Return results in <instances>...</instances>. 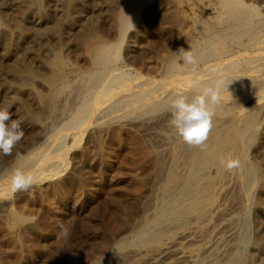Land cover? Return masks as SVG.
Returning <instances> with one entry per match:
<instances>
[{
  "label": "bare ground",
  "instance_id": "obj_1",
  "mask_svg": "<svg viewBox=\"0 0 264 264\" xmlns=\"http://www.w3.org/2000/svg\"><path fill=\"white\" fill-rule=\"evenodd\" d=\"M52 1L0 0L1 21L9 11L16 15L15 27L0 23V107L26 105L24 113L23 108L9 111L22 121L27 138L16 145L22 154L12 153L6 164L0 163V197L14 194L17 203L26 201L23 213H0L2 243L11 244L8 250L16 249L15 244L23 247L25 223L35 212L31 201L27 203L31 193L10 190L14 169L36 177L34 194L43 200V209L64 203L70 191L77 204L84 193L88 199L95 196L103 174L114 170L108 153L120 147L123 135L135 132L148 138L128 137L125 147L132 160L120 172L129 185L112 203L123 220L134 212L127 218L132 222H120L124 235L114 244L105 238L103 244H113L111 251L90 264H264V222H247L251 211L264 212V6L260 12L247 0H214L215 6L208 2L209 18L196 20L197 28L192 27L198 37L190 38L193 44L188 46L179 37L186 31L174 22L175 0H116L117 11L110 16L112 41L91 40L75 58L82 63L79 68L65 72L58 68L57 57L69 52L68 42L55 44L56 49L51 43L66 40L87 22L89 13L83 1L65 0L67 35L64 30L54 33L52 28L60 26L49 23ZM181 47L192 51L195 65H187L176 53ZM130 66L134 73L125 69ZM216 80L233 82L220 93L205 143L188 145L170 125L169 102L199 94ZM229 160L236 162L231 171L225 166ZM141 164H146L143 172L152 183L145 188L140 187ZM230 189L244 203L229 211L224 201ZM44 225L35 221L28 226L36 233L27 244L30 254L38 251L36 239L53 228ZM11 253L12 260L6 257L3 264H26L30 258ZM167 255L171 262L162 263Z\"/></svg>",
  "mask_w": 264,
  "mask_h": 264
},
{
  "label": "rangeland",
  "instance_id": "obj_2",
  "mask_svg": "<svg viewBox=\"0 0 264 264\" xmlns=\"http://www.w3.org/2000/svg\"><path fill=\"white\" fill-rule=\"evenodd\" d=\"M58 1H59V3H58ZM81 2H82V4H83V6H85V3H86V5L87 6H85L84 7V10L85 11H87L89 14H88V16H89V19H90V22H88V20H87V22L86 23H84V22H82V24H81V26L79 25V26H76L77 28H76V30L77 31H74L73 33H68V36H66V37H68L69 38V41H67V39L66 40H64L63 42H61L60 40L61 39H59V43L57 42L56 43V41L54 40V42L52 41V43L51 44H53V46L52 47H54L55 49H56V45L58 44H60V43H66V42H68V48H69V52H67V50H63V53H61V54H59V56L57 57L58 58V63H57V66H58V68L60 69V70H62V71H74V70H77L78 68H79V65H81L82 63H81V61H79V60H75V58L76 57H78V58H80L78 55L80 54V55H83L84 53H82L84 50H86V48H87V46H88V44H89V42L92 40V41H95V40H101V41H112L111 39H113V37L111 36L112 34H111V31H110V28H111V17L113 16V14L114 13H116V9H117V6H116V4H117V2H116V0H80ZM97 1V2H96ZM111 1V2H110ZM191 1V2H190ZM201 1H202V3H201ZM204 1V2H203ZM207 1V2H206ZM214 0H212V1H208V0H175V2H176V4H178V6L176 7V8H174V9H176V10H174L175 11V13H174V11H173V18L175 19L174 20V22L176 21V23L178 24V27L177 28H179V30L180 31H182V29H183V31L185 32V33H182L181 32V34H182V36H179V34L180 33H177V34H174V36H179V37H182L181 39L182 40H184L185 39V45H188L189 43V45H192L193 44V42L192 41H194L197 37H198V35L196 34V31L197 30H195L196 28H197V26L195 27V22H196V20L198 21L199 19H203L204 20V18H205V20L207 19V18H209V17H207L208 16V9H209V7L208 6H206V4H208V2L209 3H211V5L212 6H215V1L213 2ZM248 1V3H250L251 5H254V6H256L257 8H258V10H260V12H262L261 11V6H264V0H255V1H253V0H247ZM252 2V3H251ZM260 2V3H259ZM52 3H54L55 4V7H59L58 9L56 8V9H54L55 7H54V5L52 4V6H51V8L53 9V12L51 13V15H50V21H52V22H50L49 21V23H50V26H52V25H58V26H60L58 29H60L59 31H58V29H56L57 27L55 26H52V27H54V28H52V30L54 31V29H55V31L57 30V32L56 33H59V34H63V33H65L66 35H67V31H66V29H64L63 27L65 26V24H64V21H65V18H63V17H65V14H67V12H66V10L65 9H67V1H65V0H55V1H52ZM114 3V4H113ZM116 3V4H115ZM205 3V4H204ZM58 4V5H57ZM65 6H64V5ZM112 4V5H111ZM194 5V6H193ZM62 7V8H61ZM114 7H116L115 9H114ZM61 8V9H60ZM87 8H88V10H87ZM90 8V9H89ZM112 8V9H111ZM260 8V9H259ZM51 9V10H52ZM106 9V10H105ZM108 9H110V11L108 10ZM91 10V11H90ZM98 10H99V12H98ZM114 10H115V12H114ZM61 11V12H60ZM64 11V12H63ZM101 11L103 12V13H101ZM109 11V12H108ZM178 11V12H177ZM206 11V12H205ZM13 12L14 11H9V13H8V18L6 19V20H0V23H1V25H4V26H6V24L8 25V26H6V27H11V25L10 24H12L13 25V27H15L14 25L16 24H13L15 21H16V19H15V12H14V14H13ZM108 12V13H107ZM60 14V17H61V21H60V17H59V14ZM65 13V14H64ZM93 13V14H92ZM96 13V14H95ZM99 15H98V14ZM100 13H101V15H100ZM111 14V15H110ZM11 15V16H10ZM94 16H96V17H94ZM107 16V17H106ZM111 16V17H110ZM13 17V18H12ZM176 17V18H175ZM54 18H56V19H54ZM59 18V19H58ZM63 18V19H62ZM97 18V19H96ZM181 18V19H180ZM186 18V19H185ZM197 18V19H196ZM0 19H4V18H0ZM190 19V20H189ZM191 19H192V21H191ZM12 20V21H11ZM93 20V21H92ZM186 20H187V22H186ZM7 23H6V22ZM14 21V22H13ZM55 21H56V23H55ZM193 21H194V23H193ZM4 22V23H3ZM92 22V23H91ZM3 23V24H2ZM9 23V24H8ZM54 23V24H53ZM59 23V24H58ZM62 23V24H61ZM83 23L86 25H84L83 26ZM90 25H89V24ZM108 23H109V25H108ZM192 23V24H191ZM181 24V25H180ZM187 26H189V27H187ZM191 24V25H190ZM10 25V26H9ZM63 25V26H62ZM180 25V26H179ZM194 25V28L192 27ZM103 26V27H102ZM183 26H184V28H185V26H186V28L184 29L183 28ZM85 27V28H84ZM63 28V29H62ZM81 28V29H80ZM82 31H80V30ZM90 29L92 30L91 32H88V31H90ZM109 29V30H108ZM189 29V30H188ZM62 30H64V32L62 31ZM97 31L96 33H95V31ZM99 30H100V32H99ZM108 30V31H107ZM192 30V31H191ZM193 30H195V34H194V32H193ZM55 31H54V33H55ZM66 31V32H65ZM108 33H107V32ZM189 31V32H188ZM63 32V33H62ZM79 32H81V35H79L80 33ZM86 32V33H85ZM87 32L88 33H91V34H87ZM159 33H160V35H161V37H166L165 36V34H161V30L159 31ZM193 33V34H192ZM94 34H96V35H94ZM56 35V34H55ZM74 35H75V37H74ZM79 35V36H78ZM82 35H83V37H85V38H81L80 39V36L82 37ZM95 37V39H93L94 37ZM98 35V36H97ZM105 35V36H104ZM190 35V36H189ZM197 35V37H195V36ZM87 36H89V37H87ZM109 36V37H108ZM185 36V37H184ZM192 36V37H191ZM70 37H72V38H70ZM100 37V38H99ZM112 37V38H111ZM187 37V38H186ZM195 37V38H194ZM76 38V39H75ZM87 38H89V39H87ZM99 38V39H98ZM104 38H106V39H104ZM190 38L192 39V41L190 40ZM64 39V38H63ZM74 39V40H73ZM187 39V40H186ZM78 40V41H77ZM74 41V42H73ZM75 41H77V42H84V41H86V42H84L82 45L81 44H76L77 42H75ZM189 41V42H188ZM71 42H73V44L71 43ZM75 43V44H74ZM187 43V44H186ZM56 44V45H55ZM71 46H70V45ZM55 45V46H54ZM188 45V46H189ZM76 46H78L77 48H76ZM71 47V48H70ZM75 48V49H74ZM84 49V50H83ZM71 50V51H70ZM73 50H75V51H73ZM66 52V53H65ZM71 52H72V54H71ZM69 53V54H68ZM63 54H64V56H63ZM67 54V55H66ZM70 55V56H69ZM68 56V57H67ZM71 57V58H70ZM74 57V58H73ZM75 61V62H74ZM79 62H80V64H79ZM77 63H78V65H77ZM84 64H83V66H82V69L84 70ZM131 68V66L130 67H127V68H125L126 70H128V69H130ZM65 69V70H64ZM67 69V70H66ZM132 70V71H131ZM131 70L129 71L130 73H134V71H133V69L131 68ZM72 79V78H71ZM36 89H38V87L36 88ZM38 90H40V88L38 89ZM2 103H0V105H1ZM22 104V103H21ZM24 106H26V105H23V107H14V106H11V107H8L9 108V110L10 111H13V110H16V111H21V108H23L22 109V111H21V113H24V110H25V107ZM33 108V107H32ZM18 109V110H17ZM34 109V108H33ZM26 111V110H25ZM20 113V112H19ZM20 113V114H21ZM133 134L135 135V137L133 136ZM137 135H139V134H137V133H135V132H131V134H130V136L128 135V136H126V135H123L122 137V144L120 145V147H118V148H115V147H113V149L110 151V153L112 154H110V153H108L109 155V159L110 160H112V161H110L111 162V164H112V169H114V170H112V171H109V172H106V173H104L103 174V179L101 180L100 179V182H99V185L100 186H98V189H97V192H96V194H95V196L93 197V198H85L86 196V194L84 193V195H82V199L76 204V203H74V201H73V199H72V192L70 191V192H68V198H67V200L64 202V203H59L58 201V203L56 202V203H54L53 205L54 206H52V204H51V206L50 207H48V211H47V209L45 210V209H43L42 207V205L41 204H44V202H43V200L41 199V198H39V199H37L38 198V196L36 195L35 196V194H34V186H32L28 191H26V192H28V193H31L32 194V196H31V198L27 201V203H29L30 201L32 202H30V204H32V206L33 207H35V212L34 213H32L30 216H28V222H26L25 223V225H26V228H27V230H26V232L24 231V238L22 237V239L24 240L23 241V244H24V246L22 247V246H18L17 244H15L14 245V247L16 246V249H14V250H12L13 249V247L11 248V250H10V248H9V250H8V247L11 245H8V246H6L5 245V243L3 244L2 243V240H1V237H0V263L1 264H3L4 263V260H5V262L9 259V260H12V253L11 252H14L13 253V256L15 255L16 256V254H18L19 252H21V254H26V255H29L30 254V245H31V242L33 241V239L35 238V232L33 231V230H31V229H28L29 227V224H31L32 222H35V221H38V222H40V225H44V226H52L53 228L50 230V232L48 233V235L46 236V237H38L37 238V236H36V243L38 244H35L36 245V247L38 248V251L37 252H35L34 254H30L29 255V257L30 258H28L27 259V262H26V264H90V263H97L98 261H101L103 258H105L107 255H108V253H109V251H111V248H110V246L111 245H113L116 241H118V239L119 238H121V236L122 235H124V230H122V229H124L123 228V226L125 225V220H129V219H127V218H130L131 217V219H132V215L134 214V212H132V214H129V215H127L128 217H125V220H123V218L119 215V213H118V215H117V212L116 211H114V209H113V198H114V196H116L120 191H122L123 190V188H125V187H127L126 185L129 183V181H127L128 179L125 177V176H123L122 174H121V172H120V168H122L123 166H125L126 164H128L129 162H128V160L129 161H131L132 160V157L130 158V154H128L127 152H126V150L128 151V143L127 142H129V138H131V137H134V139H136L137 137L139 138V136L141 137L142 135H139V136H137ZM25 136V135H24ZM137 136V137H136ZM126 137V138H125ZM129 137V138H128ZM147 137V136H146ZM146 137H144V135L141 137V139H142V141L143 142H146V139L148 138H146ZM125 138V139H124ZM128 141H127V140ZM145 139V140H144ZM25 140V141H24ZM148 140H150V138L148 139ZM21 142H23V143H26L27 142V138H26V136L22 139V141ZM127 144V145H126ZM127 148H126V147ZM124 147L126 148V149H124ZM15 149V151L13 152V153H19V152H17L16 151V147L14 148ZM123 151H122V150ZM125 151V152H124ZM109 152V151H108ZM117 152V153H116ZM124 152V153H123ZM115 153V154H114ZM19 154H22V153H19ZM119 154V155H118ZM123 154H125V155H123ZM14 155V154H13ZM12 155V156H13ZM116 155V156H115ZM121 155V156H120ZM130 155V156H129ZM127 156V160L124 158V157H126ZM120 157V158H119ZM136 157V156H135ZM134 157V158H135ZM7 158V156H3V160H0V163H5V161L7 162V160H5ZM129 158V159H128ZM133 158V159H134ZM13 159V158H12ZM8 160H11V158L10 159H8ZM120 160V161H119ZM3 161V162H2ZM127 161V163H125ZM118 163H120V164H118ZM6 164V163H5ZM145 165V167H146V164H141V168L143 167ZM116 166V167H115ZM119 167V168H118ZM145 167H143V169H141V168H139V169H141V170H139L140 172V178H141V182L140 183H142V181L144 180V184H145V182H146V184L145 185H142V184H140V187H143V188H145L144 186H146V187H148V186H150V183H151V180L150 179H148L147 180V177L148 176H145V174H144V172H145V169H147V167L145 168ZM5 168H7L8 169V167H5ZM117 169H119V171H117ZM144 171V172H143ZM68 172V171H67ZM113 172V173H112ZM116 172V173H115ZM120 173V175H119V173ZM111 174V175H110ZM115 174V175H114ZM118 174V175H117ZM122 175V176H121ZM125 177V178H124ZM146 178V179H145ZM143 179V180H142ZM104 180V181H103ZM149 180H150V182H149ZM54 181V180H53ZM51 182V183H54V182ZM56 181V180H55ZM50 182H48V183H50ZM50 183V184H51ZM152 184V183H151ZM125 185V186H124ZM129 185V184H128ZM228 188H230V187H228ZM119 189V190H118ZM232 190V191H231ZM31 191H33V192H31ZM230 193L226 196V200L224 201L225 202V205H224V207H225V209H227V208H230V209H227V210H232L231 208H235L237 205L238 206H240V205H243V203H244V201H239L238 200V197H237V192H236V189H235V192H234V189H230ZM115 193V194H114ZM232 193V194H231ZM31 194H29V195H31ZM233 194H235V195H233ZM71 195V196H70ZM69 196H70V198H69ZM33 197V198H32ZM35 197V198H34ZM220 197V196H219ZM232 197H233V199H232ZM235 197V198H234ZM111 198V199H110ZM221 198H222V196H221ZM230 198V199H229ZM41 199V201H39ZM55 199V198H54ZM85 199V200H84ZM103 199V200H102ZM56 200V199H55ZM97 200V201H96ZM4 201V202H3ZM235 201V202H234ZM2 202V203H1ZM9 202V203H8ZM26 201H22V202H16V197L14 196V194H12V195H10V196H7V197H0V213H1V215H3L2 217H5L6 215H7V213L9 212V211H16L17 210V212H20L21 211V213H23L22 212V210H23V203L24 204H26L25 203ZM34 202V203H33ZM97 202V203H96ZM102 202V203H101ZM238 202H239V204H238ZM241 202H242V204H241ZM237 203V205H235ZM98 204V205H97ZM103 204V205H102ZM233 204V205H232ZM2 205H4V207L2 206ZM21 206V208L22 209H20L19 207ZM29 205V204H28ZM71 205V206H70ZM89 205V206H88ZM230 205V206H229ZM40 206H41V208H40ZM234 206V207H233ZM237 206V207H238ZM13 207V208H12ZM60 207V208H59ZM17 208V209H16ZM40 208V209H39ZM11 209V210H10ZM37 209V210H36ZM39 209V210H38ZM42 209V210H41ZM55 209V210H54ZM80 209V210H79ZM102 209V210H101ZM20 210V211H19ZM58 212H57V211ZM110 210V211H109ZM41 211V212H40ZM47 211V212H46ZM43 212V213H42ZM49 212V213H48ZM39 213H40V215H39ZM57 213H59V214H57ZM257 213V214H256ZM36 214V215H35ZM109 214V215H108ZM116 214V215H115ZM259 214V215H258ZM1 215H0V219L2 218L1 217ZM53 215V217H54V219L52 218V217H49V216H52ZM104 215V216H103ZM102 216V217H101ZM106 216V217H105ZM118 216V217H117ZM56 217V218H55ZM73 217V218H72ZM77 217V218H76ZM262 217V218H261ZM49 218H51V220L49 219ZM75 218V219H74ZM122 218V219H121ZM248 218V217H247ZM258 218V221H262V222H264V212H256L255 210H253V211H251V213H250V215H249V218L247 219V222L249 221V223L251 222V225H252V223H253V225L255 224V226H256V223H257V221H256V219ZM3 219V218H2ZM39 219V220H38ZM50 221H49V220ZM53 219V220H52ZM83 219V220H82ZM87 221H86V220ZM131 219L129 220L130 222H132L131 221ZM42 221V223H41V221ZM85 220V221H84ZM92 220V221H91ZM118 220V221H117ZM120 220V221H119ZM124 222V224L123 223H121L122 225L120 226V222ZM126 221V222H127ZM127 222V223H130V222ZM255 221H256V223H255ZM81 222H83V223H81ZM92 223V224H91ZM117 223V224H116ZM114 226V227H112V225ZM55 225V226H54ZM61 225H63L64 226V228H66L67 229V234H65V232L62 230V228H61ZM108 225H110V226H108ZM118 225V226H117ZM262 226V225H261ZM95 227V228H94ZM118 227H120V228H118ZM111 229V230H110ZM121 229V230H120ZM59 230H60V232H59ZM118 232H117V231ZM120 230V231H119ZM122 231V232H121ZM56 232V233H55ZM110 232V233H109ZM121 232V233H120ZM104 233V234H103ZM56 234H58V235H56ZM63 234V235H62ZM107 234H109V235H106ZM114 234V235H113ZM25 235H27V236H25ZM64 236L63 238H61L62 236ZM72 235V236H71ZM119 235V236H118ZM226 235H228V234H225V236ZM23 236V235H22ZM30 236V237H29ZM71 236V237H70ZM100 236V237H99ZM110 236H113L112 238H113V240L112 239H110ZM29 239H28V238ZM57 237V238H56ZM103 237V238H102ZM227 237V239L229 238L228 236H226ZM100 238V239H99ZM105 238H109L108 240H111V243H113V244H108V247H107V244H103V241H105ZM53 239V240H52ZM62 239V240H61ZM26 240V241H25ZM31 240V241H30ZM52 240V241H51ZM77 240V241H76ZM96 240H98V241H96ZM61 241V242H60ZM26 242V243H25ZM43 244H42V243ZM46 242H50L49 244L48 243H46ZM55 242V243H54ZM64 243V244H63ZM100 243V244H99ZM29 246H28V245ZM41 244V245H40ZM55 244V245H54ZM70 244V245H69ZM72 244V245H71ZM103 244V245H102ZM61 245V246H60ZM5 247V249H3V247ZM41 246V247H40ZM106 248H105V247ZM11 247V246H10ZM22 247V248H21ZM25 247H27V248H25ZM29 247V248H28ZM46 247V248H45ZM48 247V248H47ZM52 247V248H51ZM59 247V248H58ZM55 248V249H54ZM61 248V249H60ZM67 248V249H66ZM24 249V250H23ZM43 249V250H42ZM52 249H54V250H52ZM59 249V250H58ZM3 250V251H2ZM6 250L8 251L7 253L9 254H7L6 253ZM19 250V251H18ZM26 250V251H25ZM1 251H2V253H1ZM5 251V252H4ZM16 251H18V253L16 252ZM74 251H75V253H74ZM29 252V253H28ZM40 252V253H39ZM58 252V253H57ZM69 252V253H68ZM4 253H6L5 255H3ZM11 253V254H10ZM56 254H58V255H56ZM70 256H69V255ZM106 254V255H105ZM9 257H8V256ZM51 255V256H50ZM32 256V257H31ZM47 256V257H46ZM8 259H7V258ZM55 257V258H54ZM4 258H6V259H4ZM49 258V259H48ZM166 258V257H165ZM169 258V259H168ZM171 258H172V256H168L167 255V259H162V260H164V262H162V263H168V262H171ZM2 260V261H1ZM29 260V261H28ZM95 261V262H94ZM111 263V262H110ZM128 263H129V261H128Z\"/></svg>",
  "mask_w": 264,
  "mask_h": 264
},
{
  "label": "clouds",
  "instance_id": "obj_3",
  "mask_svg": "<svg viewBox=\"0 0 264 264\" xmlns=\"http://www.w3.org/2000/svg\"><path fill=\"white\" fill-rule=\"evenodd\" d=\"M176 53L183 58L187 65H195L197 61L192 51L184 48L177 49ZM233 82L216 80L205 85L199 94L191 97L178 96L169 102L171 112L170 125L176 136L183 142L192 146H200L207 140L208 133L212 127L214 109L219 103L220 93ZM22 121L14 119L9 109L0 107V156H10L14 148L24 138ZM224 163V161H221ZM226 168L231 171L236 167V162L229 160ZM36 182V177L23 169H14L10 177V190L13 193L28 191ZM67 234V229L61 225Z\"/></svg>",
  "mask_w": 264,
  "mask_h": 264
}]
</instances>
